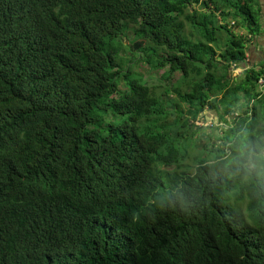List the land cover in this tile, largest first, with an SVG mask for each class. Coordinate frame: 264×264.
I'll list each match as a JSON object with an SVG mask.
<instances>
[{
	"label": "trees",
	"instance_id": "trees-1",
	"mask_svg": "<svg viewBox=\"0 0 264 264\" xmlns=\"http://www.w3.org/2000/svg\"><path fill=\"white\" fill-rule=\"evenodd\" d=\"M219 14L263 30L260 0H0V264H264V60L232 75Z\"/></svg>",
	"mask_w": 264,
	"mask_h": 264
},
{
	"label": "rangeland",
	"instance_id": "rangeland-1",
	"mask_svg": "<svg viewBox=\"0 0 264 264\" xmlns=\"http://www.w3.org/2000/svg\"><path fill=\"white\" fill-rule=\"evenodd\" d=\"M263 1V0H262ZM195 7L199 10L202 9V6L199 4H196ZM219 18V16H218ZM235 20L236 21V25L232 26V28H235V30L237 29L238 31H245L242 30V26H241V19L239 18V22H238V18H233L230 17L228 18L227 22L230 24V21ZM231 27V26H230ZM132 31H133V26L132 28H129V30L126 32V35L124 36V40L126 42H128L126 40V37L128 35H132ZM144 45V44H143ZM143 47V46H141ZM133 54H136V58L133 57ZM144 54V53H142ZM123 55L129 59L128 62V66L131 67L132 72H136L138 74L143 75V77L146 79V82L154 89H158L159 91L164 90L165 85L170 82V77L164 75L167 68H159V69H154L151 68V65L144 60L141 56L140 51H137V48L135 50L132 49V47H126L123 51ZM251 63H256L254 61L256 60H250ZM232 70V75L233 76H238L240 70ZM241 74V73H240ZM179 73H175V75H172V81H176V79L179 77ZM170 118H174V116H170ZM230 119H228L227 121L222 120L219 116V113L213 110H209L208 112H206L202 118H200L199 120H195L193 122L194 124V128L193 129H197V135L200 137H203L206 135L207 130H210V128L212 129V133L215 135H221L226 128L229 127L230 125ZM199 123H202V129H198L196 128V124L200 125ZM213 123V124H212ZM198 137H194L193 139H197ZM216 138H219V136H216ZM183 143H185V148L187 149V156L184 159V164H189L191 166L188 165L189 169H193V165H194V156L198 153V148L195 146V144L191 141V140H183Z\"/></svg>",
	"mask_w": 264,
	"mask_h": 264
},
{
	"label": "clouds",
	"instance_id": "clouds-1",
	"mask_svg": "<svg viewBox=\"0 0 264 264\" xmlns=\"http://www.w3.org/2000/svg\"><path fill=\"white\" fill-rule=\"evenodd\" d=\"M260 2H261V8H262V15H261V22H262V27H263V30H262V32L257 36V35H249V34H247V32H246V30L242 27V30H245V31H238L237 29L235 30V28H232V26H234V25H236V21L235 20H232V21H230V24L227 22V20H228V18H230V17H228L227 19H224V21H222V19H221V15L219 14V15H217V16H219V20H220V22H225V23H227L228 25H229V27L230 28H232V29H234L236 32H238V33H244V34H247V36L249 37V39H250V41H249V43H248V47H247V52H246V59H245V61L241 64V65H237L236 63H232V65H231V69H233V70H240V72H239V75L238 76H240V75H242V73H243V71H244V69L245 68H247V67H251L252 65H258V64H260V61H262V60H264V0L262 1V0H260ZM200 5V4H199ZM195 6V5H194ZM202 6V5H201ZM199 10V9H198ZM202 10V9H201ZM200 11V10H199ZM234 18V17H233ZM238 22H239V18H238ZM241 26H242V23H241ZM263 44V45H262ZM257 46H262L263 48H262V55L263 56H258V55H256V54H254L253 56H252V54H253V52L251 51V49L252 48H254V47H257ZM250 60H256V61H254V62H256V63H251V61ZM245 65H247V67H245ZM241 73V74H240ZM238 76H236V77H238ZM264 77V72H263V74H261L260 76H259V78H258V81H257V83H258V86H259V89L262 91V92H264V84L263 83H261L260 82V79L261 78H263ZM209 110H206V111H204L199 117L200 118H202V116L206 113V112H208ZM200 125H203L202 123H199ZM215 139H217V138H215ZM220 143H222V141H219Z\"/></svg>",
	"mask_w": 264,
	"mask_h": 264
},
{
	"label": "crops",
	"instance_id": "crops-1",
	"mask_svg": "<svg viewBox=\"0 0 264 264\" xmlns=\"http://www.w3.org/2000/svg\"><path fill=\"white\" fill-rule=\"evenodd\" d=\"M263 45V44H262ZM264 46V45H263ZM262 46H257V47H254V48H252L251 49V51L253 52V54H252V56L254 55V54H256V55H258V56H263L262 55Z\"/></svg>",
	"mask_w": 264,
	"mask_h": 264
},
{
	"label": "built area",
	"instance_id": "built-area-1",
	"mask_svg": "<svg viewBox=\"0 0 264 264\" xmlns=\"http://www.w3.org/2000/svg\"><path fill=\"white\" fill-rule=\"evenodd\" d=\"M260 82L264 84V77L260 79Z\"/></svg>",
	"mask_w": 264,
	"mask_h": 264
}]
</instances>
